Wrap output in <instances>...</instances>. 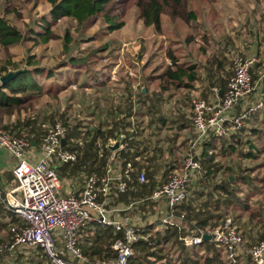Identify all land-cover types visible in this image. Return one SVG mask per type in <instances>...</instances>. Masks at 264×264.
<instances>
[{"label": "trees", "instance_id": "obj_1", "mask_svg": "<svg viewBox=\"0 0 264 264\" xmlns=\"http://www.w3.org/2000/svg\"><path fill=\"white\" fill-rule=\"evenodd\" d=\"M47 1L52 6V22L68 17L85 26L100 17V20L106 26V34H112L124 27V18L131 8H137L140 11V18L144 27L153 30L158 35L163 34V26L166 22L170 26H174L173 31L169 35L172 41L170 43L174 44L169 45L168 52V57L172 61V64L167 66L160 76L162 80L160 83L161 92L150 95L148 89L146 93H143L141 90L136 97L133 90H130L127 96L128 105L126 106L125 103L118 105L114 103L106 111L104 121L95 128L83 121L73 120L72 124L68 126L65 150L75 152L77 154V161L75 163L64 164L57 169L61 180L78 178L83 180L84 175L90 176L94 173H102L112 154L109 146L112 142L123 138L126 148L117 154H119L124 164L131 161L138 172L145 170L148 182L143 185L136 183L127 194L120 195L117 202L129 206L133 202L149 198L157 187L170 180L168 178L170 173L181 171L183 166V163L175 156V150L170 151L169 157L164 155L161 148L155 147L151 149L149 143L143 140L140 129L147 114L153 116V119L149 123L151 127L156 122L164 121V115L168 114L163 109L165 102L164 95L173 99L176 96V91L182 88L190 90L191 82L196 80L194 66L177 67V51L174 49L176 34L183 27L191 26L196 21L195 11L190 8L191 0ZM1 2L2 5L0 7L4 9L5 14H18L16 9L11 8L12 5L8 0H4V3L3 1ZM42 21L44 26H37L39 29L38 33L31 30V33L34 34L32 40L36 45L46 44L56 38L51 30L52 23L47 21L46 18L42 19ZM65 39L66 46L68 47V44L72 41L70 31L65 33ZM20 40L21 34L18 28L8 24L4 15L0 16V52L7 57L4 62L0 61V79L10 72L22 71L9 83L1 84L0 82V129L16 137L26 135L32 144L41 147L44 137L56 123L64 122L66 124L65 122L69 118L68 111L72 105H69L63 113L55 114H48L38 109V104L43 97L50 96L57 100L58 95L65 90V85L57 83L47 87V85L41 83L40 78L43 71L35 66V58L29 57L27 64L30 68L21 70L18 64L9 58L11 57L9 47ZM187 40L191 42L194 40V37L189 36ZM104 48H100V53H102ZM86 58L76 59V57H71L69 62L73 65L87 66ZM215 64L217 65L215 72H213L211 67L208 68L210 84L218 86L224 92L228 84L226 67L218 58L214 59L211 66ZM145 66L147 69L148 64L146 63ZM158 70L160 68H156L154 72H158ZM86 71L88 79H86L87 83L82 85L83 87L89 86V79L93 80L89 70L86 69ZM260 74L264 75V62L257 64L252 70L254 83L259 79ZM54 75V73L49 71L46 78H52ZM186 77L188 78V82H185ZM71 82L74 84L81 83L78 76H75ZM100 86H104V82H101ZM132 96L136 97V102L132 100ZM180 97H183L181 100L184 104L187 102L188 105H192V100L188 94H183ZM252 100L254 102L257 101L255 98ZM94 115L95 113H91V116ZM122 115H125V117L121 118ZM260 115L264 118V111ZM260 115L254 116L253 123L258 122ZM180 117H182V113ZM184 117L185 115L183 114L181 120L178 121L181 122ZM13 118H15L14 121H12ZM132 118L135 119V123ZM184 120L186 121V119ZM184 120L179 125V129H191L192 126H187ZM171 123L176 125L177 122L172 120ZM257 130V128H244L229 137L213 139L204 146L203 154L200 158L204 169L203 177L195 186H201L202 182L206 181L213 186L214 191H210L208 194L205 192L199 193L198 191L192 192L190 186L188 188L191 191L190 197H187L185 201L175 206L173 211L168 206L166 207L167 212L173 214L171 218L172 224H167L163 232L154 231L155 227L148 226L151 237L149 241H141L134 246V255L129 264H201L202 258H204L205 264H228L222 249L218 248L214 243L205 241L198 247L187 249L184 246V238L194 235L198 229L225 225L227 221L226 211H223L221 214L219 213L222 205L229 206L236 203L243 205L245 210H249V205L243 203V199L234 194V186L236 183V185L245 186L257 180H262L259 176L254 175L255 170L253 169H264L263 163L246 168L243 175H236L233 169H223V163L218 161L219 155L217 157V155H212L210 152L211 150H217L221 153V156H225L222 153H225L227 148L230 151L242 150L243 145L248 150L242 152L241 156L257 162L260 158L259 153H264V141L262 140L264 139V135L261 137L262 132L257 133ZM159 135L160 132L158 131L156 134L157 143L161 144ZM253 141L263 144L261 147L256 148ZM182 146L183 152L181 154L184 156L189 148V140L184 141ZM258 150L261 151L258 152ZM171 156L175 158L174 163L171 160ZM239 165L242 167L241 163ZM163 171L166 172L163 173ZM222 171L224 174H228V177L226 178L227 180L223 179V181H219L218 176ZM160 174L162 176L161 181L157 178ZM232 176L236 177L235 182H232ZM215 192H221L224 199H216L212 194ZM141 207H144V204ZM257 217L258 215L250 214L252 221ZM2 219L4 220L0 219V232L3 230L5 233H0L2 234L0 238L4 242V239L10 240L12 227L16 225L21 226L22 221L11 212H8L7 217L3 216ZM257 224L263 225L259 221ZM118 238H122V235H116L112 228L101 226L93 238L87 239V244L82 247L83 253L91 264L113 260L117 257V252L113 250V244ZM258 238L262 240L264 239V235ZM175 254H177V259L173 257ZM203 254H206V256L204 257ZM251 263L253 264L251 257L249 254H246L243 260L240 259L239 264ZM36 264H43V262L40 260Z\"/></svg>", "mask_w": 264, "mask_h": 264}, {"label": "built area", "instance_id": "obj_2", "mask_svg": "<svg viewBox=\"0 0 264 264\" xmlns=\"http://www.w3.org/2000/svg\"><path fill=\"white\" fill-rule=\"evenodd\" d=\"M232 62L233 75L222 96H219L220 90L214 88V100L197 98L193 102L195 137L190 142V152L183 160L181 171L157 187L149 198L129 206H114V203L136 183H147L148 178L145 170L138 172L131 161L124 164L117 154L126 145L118 152H112L102 173L84 175L81 189L70 190L57 172L58 167L77 161V154L65 150L66 144L62 145L69 122L56 123L44 137L38 152L33 151V144L26 135L16 137L0 129V147L15 159L14 184L8 191L0 190V203L22 221L21 226L12 227L10 244L6 248L11 252L23 248L39 249L47 259L46 264H91L83 253L82 232L96 223L112 228L122 238L113 244V250L117 252L115 259L95 264H129L134 246L151 237L147 227L151 224L143 225L139 221L142 204L157 208L165 204L173 211L187 199L188 188L203 177L200 158L204 146L213 139L241 131L264 109V100H252L257 89L252 70L260 62L259 58L236 53ZM136 207V212L131 214ZM172 217L173 214L168 212L167 218L162 219V226L172 224ZM204 235H210V242L222 249L228 264L240 263L245 237L230 219L223 226L198 229L194 235L185 237V247L202 245ZM248 254L253 264H264V239L251 246Z\"/></svg>", "mask_w": 264, "mask_h": 264}, {"label": "rangeland", "instance_id": "obj_3", "mask_svg": "<svg viewBox=\"0 0 264 264\" xmlns=\"http://www.w3.org/2000/svg\"><path fill=\"white\" fill-rule=\"evenodd\" d=\"M1 1L4 3V0H0V6L2 5ZM8 1L12 5L11 8L16 9L18 14H5L4 9L0 7V16L4 15L8 24L17 27L21 34V40L9 47L11 56L9 58L17 63L21 70L30 68L27 64L29 57L35 58V66L43 71L40 78L41 83H44L47 87L57 83L65 85V90L58 95L57 100L50 96L43 97L38 104V109L48 114H55L63 113L69 105H72L68 111L69 118L65 122H69V125L72 124L73 120H79L95 128L104 121L106 111L114 103L117 105L125 103L127 106L129 91L134 88L133 91L137 93L136 91L139 92L141 87L145 85L143 73L146 69V56L150 54L149 48L153 51L164 49V52H169V45L174 44L168 43L166 46V41L160 36L155 35L153 30L145 28L140 18V11L137 8H131L127 12L122 29L112 34H106V26L100 20V17L85 26L68 17L52 22V6L47 0ZM219 3L224 8V11H222L223 9L221 11L224 14H228V24L238 30L239 37L241 35L243 37L248 36L242 42L247 43L248 41H252L251 45H253L254 51H257L264 58V0H191L190 8L199 13L204 7H218ZM216 13L220 12L216 11ZM44 18L52 23L51 30L56 38L46 44L36 45L32 40L34 34L31 33V30L38 33L39 29L37 26H44L42 21ZM169 26L170 24L166 22L165 28L167 29ZM67 31H70L72 34V41L68 44V47L66 46L65 39ZM246 46L248 45L246 44ZM101 47H105L102 53H100ZM96 51L99 52L96 53ZM71 57H76V59L87 57L88 65L70 64L69 59ZM6 59L7 57L0 52V61L4 62ZM230 59V57L226 58V67L228 66L226 70V74L228 75L227 83L233 75V66ZM86 69L91 73L93 80L89 79V86L83 87L82 85H85L87 83L86 79H88ZM49 71L55 75L48 79L46 75ZM145 71L147 72L148 69ZM75 76L80 78L81 85L71 82ZM261 77L263 78L264 75L260 74L259 76L258 86L260 87V91L256 90V94L258 92V94L260 93V95L264 96V92H261V89H264V78L260 80ZM101 82H104V86H100ZM132 84H134V87ZM155 87L159 89L157 84ZM215 87L219 88L218 86ZM202 95L194 96V100L197 98L204 99ZM182 98L180 97V100ZM167 101L170 104L171 100L168 99ZM164 112L168 113L166 116L164 115V121L156 122L152 127L149 126L151 120L144 121L140 133L143 140L149 143L151 149L155 147L161 148L164 155L170 157L171 150L181 153L179 149L183 146L182 141L178 142L181 133L179 127L171 123L173 112L170 108H167ZM91 113H95V115L91 116ZM169 116L171 117V121ZM258 128L262 132V137L264 135V126H259ZM158 131L160 132L159 139L161 144L157 143L156 134ZM188 132L191 131L189 130ZM188 135L191 134L188 133ZM262 140L264 141V139ZM253 142L256 148L261 147L264 143ZM189 150L190 147L186 154L190 152ZM247 150L248 148L242 145V150L230 151L227 148L225 153H222L225 156H221V153L217 150H211L210 154L217 155V157L219 155L218 161L223 163V169L227 170L230 168L234 170L236 175H243L245 174L244 170L248 167H254L261 163L264 165L263 152L259 153L260 158L256 162L241 156V153ZM184 158L183 155H179L181 163H183ZM174 159L171 158L173 163L175 162ZM239 163L242 164V167H240ZM253 170H255L254 175L259 176L262 180H257L245 186L236 185V183L234 186V194L243 199V203L249 205V210H245L243 205L233 203L229 206L222 205L219 211L220 214L226 211L227 220L230 219L233 225L244 233V256L248 254L249 247L260 240L258 237L264 235V169ZM165 172L163 171V173ZM175 173L176 171L172 174L170 173L168 178ZM159 177L161 179V174ZM218 177L219 181H223V179L227 180L228 174H224L222 171ZM235 179V176L231 177L232 182H235ZM191 188L192 192L198 191L199 193L205 192L206 194L214 191L213 186L206 181L202 182L201 186L191 185ZM212 194L216 199H224L221 192ZM190 196L191 191L188 194V197ZM143 212L145 214H140V218L143 220L140 224L150 225V220L153 223L151 225L153 228L164 229L162 219L167 218L168 214L165 204L160 208L145 205ZM250 214L258 215V217L252 221ZM144 218H148V221L144 220ZM258 221L263 225H258ZM8 244H10V240L4 239L3 242L2 238H0V264H36L40 260L43 264L47 263L46 257L39 249L23 248L11 252L6 248ZM203 256L205 257L206 254H203ZM173 257L177 259V254L173 255ZM200 263L205 264L204 258L201 259Z\"/></svg>", "mask_w": 264, "mask_h": 264}, {"label": "crops", "instance_id": "obj_4", "mask_svg": "<svg viewBox=\"0 0 264 264\" xmlns=\"http://www.w3.org/2000/svg\"><path fill=\"white\" fill-rule=\"evenodd\" d=\"M221 10L224 11V8L221 7V3H219L218 7H210V6L207 8L204 7L203 10L199 13H197L194 10L195 14H196V21L191 26L183 27L179 31V33L176 34V37L174 38V41L176 40L174 49L177 51L176 54H177V58H178L177 67L185 68L188 66H194L195 67L194 73L196 75V80L194 82H191V89L190 90L182 88L179 91H176V93H175L176 96L173 99H170L169 97L164 95L165 102L163 105V109H164V111H166L167 108L171 109V111L173 112L172 119L177 122L176 125L178 127L184 119H186V121L184 120V122L187 124V126L188 125L192 126L191 129L190 128H185L183 130L179 129L181 131V133H180L178 142L182 141V144H183L184 141L189 140V147L191 146L190 142L192 141V139L195 136V132H194V128H193V122H192L194 96H199V94H203L202 96L204 99H207V100H214L215 99V94L213 92V89L217 88V87L210 84V80H209V76H208V68L211 67L213 72L216 71L217 65L215 64V65L211 66L214 59L218 58L219 61L223 62L225 67H226V64H227L226 58L230 57L231 58L230 60L232 62V56L234 54L238 53L242 56L256 55L260 60L259 63L264 62V58H262L257 53V51H254L253 45H251L252 41H248L247 43L242 42V41L246 40L248 36L246 35V37H243L241 35V37H239L238 30L233 28L232 25L228 24V21H227L228 14H224ZM216 11H218L220 13H216ZM173 29H174V26H169L166 29L165 25H164L162 35H158L156 32L154 34L157 36H160L164 41H166L165 45L167 46L168 43H170L171 39L169 38V35L173 31ZM189 36L194 37V40L189 42L187 40ZM168 40H169V42H167ZM246 44L248 46H246ZM149 50H150V54H147V56H146V59H147L146 63L148 64L149 68L147 67V69H148L147 72L145 71L146 69L144 70L143 78H144L145 85H143V87H141L140 91L144 89L145 92H143V91L142 92L146 93V91L148 89L150 95H153L154 93H160L161 92V84L160 83L162 82V80L160 79V76L163 74V72L167 68V66L172 64V61L168 57V52H166V51L164 52V49L163 50L156 49L155 51H153L152 49L149 48ZM217 50H220V51H217ZM148 56H149L150 60L148 59ZM232 66H233V64H232ZM227 67L225 68V70H227ZM156 68H160V70H158V72H154V70ZM263 78L261 77L260 80H262ZM185 82H188L187 77L185 78ZM258 82H259V79L256 81L257 86L259 85ZM138 84H139V82H138ZM156 84L159 86V89H157L155 87ZM132 86L134 87V84H132ZM259 88L260 87L258 86L256 89L258 92L260 91ZM133 89L134 88H132L131 90H133ZM219 90H220V94H221V92H223V91L221 89H219ZM140 91L139 92L136 91L137 93H135L133 91V93L136 96L140 93ZM258 92H257V94L255 92V99L264 100V96L260 95V93L258 94ZM261 92H264V89L263 90L261 89ZM188 93H190V94H188ZM183 94L189 95V98H191V100H192V105H188L187 102H185V104H184L182 102V100H180V96ZM220 94H219V96H220ZM135 96L134 97L132 96L133 97L132 100L134 102H136V97H137V96L136 97ZM168 99L171 100L170 104L167 103ZM174 110H175V112H174ZM263 111H264V109L257 114L260 115ZM181 113H182V117H183V114L185 115V117L183 118V120L181 122H179L178 118H180ZM124 117H125V115L121 116V118H124ZM132 119L134 122L135 119L134 118H132ZM152 119H153V116L148 115V114L144 117V121H146V122L148 120H152ZM253 119H254V117L250 120V122H248L246 124L245 128H248V129L257 128V129H259L258 128L259 126H264V118L261 115H260V119H258V122L253 123V121H252ZM179 120H181V118ZM189 130L191 132H188V133H190L191 135H188V133H187V131H189ZM260 131L261 130H257V133H260ZM123 145H125L124 142H123ZM40 149H41L40 146H36L35 144H33V151L34 152H38V151H40ZM179 150L182 153L183 147H181ZM181 153L180 152L176 153L175 156H177V158H179V155ZM185 155H186V153L184 154V157H185ZM171 157L174 158V156H171ZM174 161H175V159H174ZM14 166H15V159L11 156L9 151H7L5 148L0 147V190L8 191L13 186L14 180H15V177L13 174ZM157 178L159 181H161V179H162V177L160 179L159 175L157 176ZM63 181L65 182V186H66V183L69 185L68 188L70 190L81 189L82 183H83L82 179H79V178L73 179V180L65 179ZM117 205L120 207L125 206V205L121 204L120 202L115 201L114 206H117ZM137 208L138 207H136L135 209H133L130 212L132 214H134L136 212ZM140 208H141V212L139 213V215L142 213L145 214V212H143L144 207H140ZM8 212H10V211L5 209L4 206L0 203V219L1 220H4V219H2L3 216L7 217ZM148 218H150V217H148ZM148 218H144V220L148 221ZM139 221H143V220L140 218ZM149 224L152 225L153 223L149 220ZM100 227H101V225L93 223V224H90L86 229H84V231L82 232V247H84L87 244V239L93 238L95 236V233L97 232V230L99 231ZM105 228H107V227H105ZM163 228L165 229V227H163ZM164 229L156 228V229H154V231L163 232ZM0 233H5V232L3 230H1ZM0 235H2V234H0ZM187 249H190V248H187ZM85 259L87 260V262H89L87 257H85ZM243 259H244V255L242 256V260Z\"/></svg>", "mask_w": 264, "mask_h": 264}, {"label": "water", "instance_id": "obj_5", "mask_svg": "<svg viewBox=\"0 0 264 264\" xmlns=\"http://www.w3.org/2000/svg\"><path fill=\"white\" fill-rule=\"evenodd\" d=\"M22 71H16V72H10L8 73L5 77L0 79L1 84H6L9 83L10 81H12L13 79H15ZM143 92H145V90H142ZM222 96V92L220 94V97ZM124 140L122 138L118 139L115 141L114 144L109 146V149L111 152H118L121 149V146L123 145ZM66 144V139L62 140V145ZM203 239L206 242H210L211 241V237L210 235H204Z\"/></svg>", "mask_w": 264, "mask_h": 264}]
</instances>
